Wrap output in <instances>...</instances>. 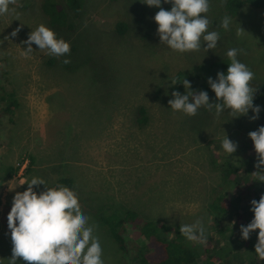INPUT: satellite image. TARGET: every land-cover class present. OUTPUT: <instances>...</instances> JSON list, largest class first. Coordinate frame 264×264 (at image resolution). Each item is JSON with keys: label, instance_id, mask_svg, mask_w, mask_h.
I'll use <instances>...</instances> for the list:
<instances>
[{"label": "rangeland", "instance_id": "obj_1", "mask_svg": "<svg viewBox=\"0 0 264 264\" xmlns=\"http://www.w3.org/2000/svg\"><path fill=\"white\" fill-rule=\"evenodd\" d=\"M25 1L15 0L9 5L15 11L0 15V84L12 89L18 100L12 123L0 121V173L22 161L0 188V264H9L12 255L8 213L13 197L26 190L34 176L48 187L60 185L62 177L72 179L69 188L89 223L96 225L104 264L125 262L99 219L102 212L111 215L130 208L171 225L202 218L206 230L212 229L213 217H223L221 228L228 226L227 215L234 210L223 205L234 208L239 200L233 184L218 171L223 159L217 154H228L222 147L227 135L238 144L230 155L242 162L253 158L255 166L257 154L248 133L255 131L258 119H249L251 109L238 117L228 109L219 117L204 107L195 116L173 111L168 104L173 87L181 94L190 90H180L171 80L178 81L174 75L179 71L201 73L237 48L244 50L238 59L255 74L250 83L255 87L264 81V7L244 6L225 30L220 26L223 0H210L208 30L219 32L217 46L206 51L205 42L199 51L180 53L160 43L154 20L159 7L141 0H86L83 13L70 15L74 30L67 33L52 29L40 0L24 8ZM117 21L127 25L121 35L114 30ZM40 24L70 42V54L61 56L71 61L67 67L56 59L49 64L54 55L35 43L30 55H22L27 48L23 41ZM239 25L246 31L242 36H237ZM138 106L146 110L143 124L137 121ZM29 155L33 163L25 172ZM34 190L44 191L45 185ZM243 203H238V211ZM209 235L211 246L233 249L229 264H245L244 246H237L233 236L219 239L215 231ZM17 264L27 262L19 258Z\"/></svg>", "mask_w": 264, "mask_h": 264}, {"label": "clouds", "instance_id": "obj_2", "mask_svg": "<svg viewBox=\"0 0 264 264\" xmlns=\"http://www.w3.org/2000/svg\"><path fill=\"white\" fill-rule=\"evenodd\" d=\"M148 6H157L159 11L154 20L158 27L156 30L160 43L166 44L173 51L185 53L199 51L206 42L205 50H212L217 46L220 34L209 31L212 21L207 13L210 10V0H163L170 3V10L161 7L162 0H141ZM15 0H0V15H5L10 9L9 5ZM231 18L225 16L220 26L228 30ZM19 28L11 33L15 37ZM246 31L239 25L237 36L244 35ZM22 55L28 56L33 52L32 44L39 50L57 58L70 54V42L58 38L57 34L48 26L40 24L32 30ZM243 49L231 48L227 51L230 60L225 72H218L216 79L208 78V84L214 91L216 102H211L207 91H193L189 80H183V86L190 91L181 94L179 91L171 93L173 99L168 101L173 111H181L188 116H195L201 107L209 111L215 110L217 117L228 109L232 117L247 115L251 109L254 113L249 117L254 121L259 119L261 107L254 105V94L259 87L250 82L255 74L250 68L238 59ZM69 64V59L62 61ZM177 84L173 79L171 85ZM248 136L252 139L257 154L255 172L258 181L264 182V126L250 131ZM222 147L226 153L237 151L238 144L230 140L227 135L222 140ZM24 184V183H23ZM28 187L22 192H16L8 213V228L11 231L12 255L9 264H17L19 258L27 264H104L103 249L100 239L95 235L96 225L90 224V217L83 213L77 194L64 185L48 187L46 181L40 177H32L27 182ZM45 185V190L37 193L35 188ZM250 211L254 217L247 226L241 225V238L247 240L251 233L259 229L258 241L255 244L257 256L264 260V194L260 199L250 201ZM180 233L189 241L199 244L207 243L206 228L202 218L190 224H181Z\"/></svg>", "mask_w": 264, "mask_h": 264}, {"label": "trees", "instance_id": "obj_3", "mask_svg": "<svg viewBox=\"0 0 264 264\" xmlns=\"http://www.w3.org/2000/svg\"><path fill=\"white\" fill-rule=\"evenodd\" d=\"M30 2L31 0H26L23 4L24 8L30 5ZM85 3L86 0H40L39 7L52 29L56 32L67 33V31L72 32L74 30V23L70 15L76 18L83 13ZM171 6L170 3H163L162 0L161 7L170 10ZM244 6L262 8L264 7V0H223L222 10L225 16L235 18ZM126 29L127 25L123 21L115 22L114 30L117 34H123ZM63 58L54 56L48 60V63L51 64L56 59L67 67L68 64L62 62ZM228 63H230V60L226 54L221 56L220 60L204 66V71L201 73L199 71V74L191 73V75H187L179 71L174 75L178 77L176 85L180 87V90L184 89L185 91L187 88H184L183 80L187 79L190 81L193 91H207L210 101L216 102L215 93L208 82L205 81V77L211 75L213 79H216L218 72L226 73ZM201 69L203 70V66H201ZM201 78L204 79L203 82L200 81ZM255 87L259 88L254 94L253 103L261 107L259 119L256 123L255 130H257L259 126H264V81ZM172 90L176 89L173 87ZM17 107L18 100L15 92L0 84V121L4 119L8 123H12V116ZM136 113L137 121L140 124L145 123L147 120L145 108L138 106ZM233 154L235 155V153ZM230 156L229 154H226V156L217 154V157H222L223 159L222 163L217 165V167L222 178H225L226 181L232 183L235 187V197L239 201H237L234 208L229 204H227V207L223 205L227 211L234 210V212L231 211L230 216L227 215L229 224L225 228H221L223 217H213V227L206 230L208 241L204 245L186 239L179 231V224L171 225L166 222L146 219L130 208H122L111 215L104 212L99 214V219L107 226L108 232L116 243L125 264H229L230 256H233V249L229 248V245L220 243L218 247L211 246V241L209 240V232L211 231H215L219 239L222 237L230 239L233 236L237 246H244L245 264H257L255 244L258 241L259 229L254 230L250 238L244 240L241 238L240 226H247L253 219L254 213L250 211V201L252 199L258 201L261 195L264 194V183L258 181L255 176L256 173H253L257 170L253 164V158H245V161L242 162L241 157L237 156L236 159V157ZM21 162L20 160L15 166L8 165L3 168L4 172L0 173V188L6 177H10V174L18 171ZM32 163L33 157L29 155V162L25 172L30 170ZM262 166L264 167V165ZM239 170H241V173H239ZM59 182L61 183L60 185L70 187L72 179L62 177ZM241 201L244 202L242 205L243 210L238 211V203ZM212 204L213 211H215L217 204L215 202H212ZM226 230L229 231L224 236L223 234L226 233ZM260 264H264V260H261Z\"/></svg>", "mask_w": 264, "mask_h": 264}]
</instances>
